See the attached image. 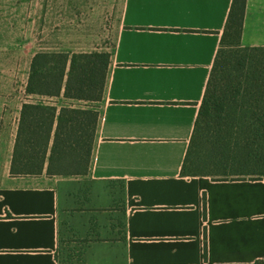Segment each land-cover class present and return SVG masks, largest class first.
Returning a JSON list of instances; mask_svg holds the SVG:
<instances>
[{"label":"crops","instance_id":"0c3cea01","mask_svg":"<svg viewBox=\"0 0 264 264\" xmlns=\"http://www.w3.org/2000/svg\"><path fill=\"white\" fill-rule=\"evenodd\" d=\"M233 1L69 0L67 52L113 40L104 100L86 103L101 112L91 174L13 177L32 98L0 99L18 108L0 118V264H60L64 225L89 240L77 264H264V178L182 174ZM41 6L0 0V53H25ZM242 45L264 47V0H247Z\"/></svg>","mask_w":264,"mask_h":264},{"label":"trees","instance_id":"16d2710c","mask_svg":"<svg viewBox=\"0 0 264 264\" xmlns=\"http://www.w3.org/2000/svg\"><path fill=\"white\" fill-rule=\"evenodd\" d=\"M247 0H234L222 34L183 176L264 178V47H244ZM111 54L41 51L34 55L13 152V177L83 178L91 174L101 112L59 107L99 104ZM89 240H84L87 243Z\"/></svg>","mask_w":264,"mask_h":264},{"label":"rangeland","instance_id":"374dc122","mask_svg":"<svg viewBox=\"0 0 264 264\" xmlns=\"http://www.w3.org/2000/svg\"><path fill=\"white\" fill-rule=\"evenodd\" d=\"M69 6V0H42L39 23L41 31L34 38L27 40L25 53L19 48L0 53V99L10 100L15 98L18 99V102L25 101L31 54L33 52L69 51V49H65L69 45V24L72 23H69V18L72 17L69 16ZM111 16V13L107 14V27ZM30 22L27 21V23ZM57 34H61V36L57 37ZM112 48L113 40L108 39L106 48L103 51L110 53ZM69 106L75 108L87 107L86 103L75 101H72ZM17 112V103H15L3 112L0 110V118L6 119L8 124L13 126L17 118ZM115 226L123 231L121 222L115 223ZM118 235L121 236L122 234ZM61 237L60 264H77L85 244L77 235L69 234V228L66 225L62 228Z\"/></svg>","mask_w":264,"mask_h":264}]
</instances>
